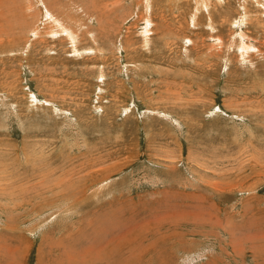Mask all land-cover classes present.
Instances as JSON below:
<instances>
[{
  "label": "rangeland",
  "instance_id": "obj_1",
  "mask_svg": "<svg viewBox=\"0 0 264 264\" xmlns=\"http://www.w3.org/2000/svg\"><path fill=\"white\" fill-rule=\"evenodd\" d=\"M0 264H264V0H0Z\"/></svg>",
  "mask_w": 264,
  "mask_h": 264
}]
</instances>
